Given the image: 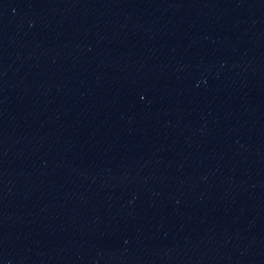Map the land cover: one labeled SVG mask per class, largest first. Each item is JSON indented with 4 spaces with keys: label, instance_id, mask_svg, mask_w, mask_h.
Masks as SVG:
<instances>
[{
    "label": "water",
    "instance_id": "water-1",
    "mask_svg": "<svg viewBox=\"0 0 264 264\" xmlns=\"http://www.w3.org/2000/svg\"><path fill=\"white\" fill-rule=\"evenodd\" d=\"M0 264H264V0H0Z\"/></svg>",
    "mask_w": 264,
    "mask_h": 264
}]
</instances>
